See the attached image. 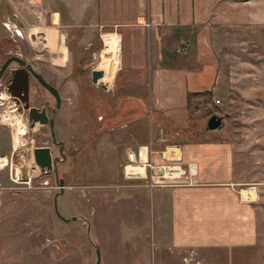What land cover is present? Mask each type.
I'll return each instance as SVG.
<instances>
[{
    "label": "rangeland",
    "instance_id": "374dc122",
    "mask_svg": "<svg viewBox=\"0 0 264 264\" xmlns=\"http://www.w3.org/2000/svg\"><path fill=\"white\" fill-rule=\"evenodd\" d=\"M5 21L14 22L12 11L0 0V44L5 45L0 50V64L10 53L18 54L46 81L53 82L64 98L55 134L64 144L66 159L57 164V176L65 186L60 194L56 172L42 173L33 157L35 148L50 147L53 157L61 158L59 147L52 143L47 127H29L21 104L13 106L3 82L0 101L6 103L0 106V114H9L13 122L0 120V154L10 161L0 171V264H153L158 226L152 210V182L126 180L123 173L129 151L148 146L149 156L155 159L158 152H166V146L176 144L151 112L148 84L138 76L125 78L120 67L108 89L101 87L104 82L92 83V71L103 70L106 75L100 66L106 48L101 33L84 37L60 30L56 35L70 47L67 66L61 67V59L52 64L56 57L45 46L48 38L55 41L53 33L48 38L18 35L3 25ZM88 42L95 43L94 48L87 49ZM126 44L124 36V60ZM248 45L249 50L232 53L239 59L222 67L223 93L210 106L194 102L190 119L197 127L193 135L197 140L213 132L217 140L249 142L246 158L236 161L235 169L238 178L260 188V244L238 259L228 256L226 250L171 251L169 255L180 260L179 264H264V36L253 37ZM249 63L255 66H247ZM33 95L38 107L50 99L36 82ZM216 108L219 114L214 113ZM213 115L222 118V127L207 131ZM23 126L28 127L27 134L16 135ZM183 136L180 133L181 139ZM23 168L28 170V182L22 181ZM161 181H156L154 189L187 182L183 177ZM141 192L148 193L147 206L145 196L132 200V195ZM130 221L138 225L134 228L137 236L128 234Z\"/></svg>",
    "mask_w": 264,
    "mask_h": 264
},
{
    "label": "crops",
    "instance_id": "0c3cea01",
    "mask_svg": "<svg viewBox=\"0 0 264 264\" xmlns=\"http://www.w3.org/2000/svg\"><path fill=\"white\" fill-rule=\"evenodd\" d=\"M4 1L14 21H5L6 28L28 37L55 35V41H45L56 57L52 64L61 59L59 66H67L70 59L68 43L57 36L60 30L84 37L101 33L107 42L108 38L119 41L116 72L120 67L125 78L138 76L148 84L151 112L176 143L165 148L179 149L169 162L195 165L196 174L187 182L151 189L158 226L153 264H179L180 260L169 255L174 250H226L228 256L238 259L259 247L260 188L238 178L235 169L236 161L246 158L249 142L217 140L213 132L204 140L195 139L197 127L190 119L188 94L212 90L217 98L223 93L222 67L240 58L232 53L249 50L253 37L264 36V0ZM94 46L87 43V49ZM100 58L101 64L102 54ZM140 100L139 105L143 104ZM163 151L156 155L160 160L149 156L150 161L167 163ZM147 195L134 194L132 200L145 196L147 206ZM134 228L138 225L130 221L131 236L138 235Z\"/></svg>",
    "mask_w": 264,
    "mask_h": 264
},
{
    "label": "water",
    "instance_id": "95a60500",
    "mask_svg": "<svg viewBox=\"0 0 264 264\" xmlns=\"http://www.w3.org/2000/svg\"><path fill=\"white\" fill-rule=\"evenodd\" d=\"M13 61L18 62L22 66L26 65V63L23 62L18 57H12L8 59L2 65L0 69V78L2 77L4 71L9 66V64L12 63ZM32 72L34 74V77L37 79V81L43 87L48 89L56 97V99L59 102L60 97L55 87L50 85L40 74L34 71ZM91 75H92V83L96 85L100 83L105 73L103 70H94L92 71ZM101 87L103 89H108V86L104 83L101 84ZM9 90L10 91L17 90L19 92L13 95L20 98L22 103L25 105V108L28 110V121L30 123L29 127L31 129H35L37 125L43 126V125L48 124L49 121H48V117L46 115L45 109L39 110L36 107H30V108L28 107L27 93L29 90V77H28V72L26 69H20L14 72L13 79L11 80V83L9 85ZM22 92L24 93V96L22 95ZM51 122H52L51 127L53 128V121ZM221 126H222V118L217 115H213L208 121V129L210 131L218 130ZM60 144L62 145L63 143H60ZM60 155L62 158H59V157L54 158L50 147H38V148H35L33 151V157H34L35 164L39 167L42 173H48L52 171L56 172V179L61 189L60 194H63L65 190L64 181L59 179L57 176V162H61L65 158V155L63 153V147L60 148ZM21 176H22L23 182L30 181V176L26 168H23ZM57 198H58V195L55 197V199ZM56 207H57V204H56ZM73 220H76V218H73ZM69 221L70 220H66L65 222H69ZM98 255H99V250H98Z\"/></svg>",
    "mask_w": 264,
    "mask_h": 264
},
{
    "label": "flooded vegetation",
    "instance_id": "af4514ba",
    "mask_svg": "<svg viewBox=\"0 0 264 264\" xmlns=\"http://www.w3.org/2000/svg\"><path fill=\"white\" fill-rule=\"evenodd\" d=\"M5 48V45L4 44H0V50H3ZM12 57H18L19 59H21L23 62L26 63V65L22 66L21 64H19L18 62L16 61H13L12 63L9 64V66L6 68V70L4 71L2 77L0 78V86H2L3 82H5V87H6V91L8 93V95L10 96V98L13 100V106L15 104H21V109L24 110V112L26 113V120L28 122V125H30L29 121H28V110L25 108V105L22 103L21 99L14 96L13 94H17L19 93L17 90H13V91H10L9 90V85L11 83V80L13 79V76H14V72L15 71H18L20 69H26L27 72H28V77H29V90H28V107H36L38 108L39 110H42V109H45V112H46V115L48 117V124L46 125H43L45 127L48 128V134H49V138L51 139L52 143L54 145H56L57 147H59V153H60V148L63 147V150H64V144H60V143H63V142H59L56 140V131H55V127H57L58 125V113L62 111V108H63V104H64V98L62 97V94L58 91V88L56 87V85L53 83V82H48L50 85H52L53 87H55V89L58 91V94H59V97H60V101L58 102V100L56 99V97L48 90L46 89L45 87H43L38 81L37 79L34 77V74L32 71L36 72L32 65H30L26 60L20 58V56L18 54H9L7 55V58H5L1 64H0V69L2 67V65L10 58ZM32 70H31V68ZM37 73V72H36ZM39 74V73H38ZM42 76V75H41ZM43 77V76H42ZM44 78V77H43ZM45 79V78H44ZM46 80V79H45ZM34 82H36L41 88H43L49 95V100H45L41 106H36V104L34 103V100H33V89H34ZM22 95L24 96V93L22 92ZM33 95V97H32ZM33 101V102H32ZM11 101H8V103H10ZM33 103V104H31ZM30 104V105H29ZM15 107V106H14ZM15 109V108H14ZM18 111V110H17ZM51 121H53V128L51 127ZM64 153V152H63ZM65 155V154H64ZM56 158V157H55ZM62 158V157H61ZM66 159V155H65V158L63 159V161H65ZM62 162V161H61ZM60 163V162H57V164Z\"/></svg>",
    "mask_w": 264,
    "mask_h": 264
},
{
    "label": "built area",
    "instance_id": "2783aa9c",
    "mask_svg": "<svg viewBox=\"0 0 264 264\" xmlns=\"http://www.w3.org/2000/svg\"><path fill=\"white\" fill-rule=\"evenodd\" d=\"M217 103H220L219 101H217ZM27 134V133H26ZM24 134V135H26ZM143 148H145L146 151V159L143 160ZM169 148H173V147H168L166 149V152H163V156L165 158H168V162L169 160H173L171 158L168 157V151ZM152 153V152H151ZM9 159L6 163V166L8 164ZM127 165L125 166L123 173H124V178L127 180H147L146 182H148V180H151V185H149L150 188L154 189L156 188V181L159 182L160 180H176V179H180V178H185V179H191L195 174H196V168L195 165L193 164H189L187 166V169H184L182 165H177V166H170L169 163H165V164H161V165H157L155 163H153L152 161H150L149 159V149L148 146H139L135 151H129L128 155H127ZM169 164V165H168ZM138 166V167H143L144 171L143 173H136L135 175H128L126 168L129 166ZM5 166L2 167L1 170H3ZM171 167H174L176 169L179 170L178 174H172V175H168L167 174V170L170 169ZM150 175H149V173ZM161 181V182H162ZM148 184V183H147Z\"/></svg>",
    "mask_w": 264,
    "mask_h": 264
},
{
    "label": "bare ground",
    "instance_id": "6f19581e",
    "mask_svg": "<svg viewBox=\"0 0 264 264\" xmlns=\"http://www.w3.org/2000/svg\"><path fill=\"white\" fill-rule=\"evenodd\" d=\"M118 51H119V41H117L115 39L109 40V38H108L107 49L102 53L103 60L101 63V67H103L106 71V75H104V77H103V78H105L104 83H106V84H111L114 77H115V73L117 70V63H118L117 62L118 61L117 60L118 59ZM100 82H102V81H100ZM5 103L6 102L4 100H1L0 106L2 107L3 105H5ZM0 120L3 123L4 122L7 123V122H11V121L13 122V119L11 118V116H9V114L3 113V112L0 114ZM27 132H28V127L23 126V127H20L18 129V134H16V135H19V136L22 135L23 136ZM178 151H179L178 148H169L167 155L169 158H174V157H176V152H178ZM142 155H143V160H145L146 159L145 148H143ZM7 161H8V159L5 157L0 158V169H2V167L6 165ZM25 166L28 167L27 164ZM126 171H127L128 175H135L136 173H139V172L143 173L144 168L129 165L126 168ZM178 173H179V170L174 168V167H171L170 169L167 170L168 175L178 174Z\"/></svg>",
    "mask_w": 264,
    "mask_h": 264
},
{
    "label": "trees",
    "instance_id": "16d2710c",
    "mask_svg": "<svg viewBox=\"0 0 264 264\" xmlns=\"http://www.w3.org/2000/svg\"><path fill=\"white\" fill-rule=\"evenodd\" d=\"M198 100L202 101L205 104V106H210L214 100V92L211 90V91L198 92V93H189L188 94V107H189L190 112L194 108L193 107L194 101H198ZM220 112L221 111L217 108L214 110L215 114H219ZM207 131H209L208 128H207Z\"/></svg>",
    "mask_w": 264,
    "mask_h": 264
}]
</instances>
